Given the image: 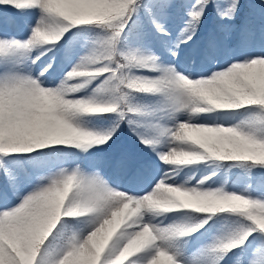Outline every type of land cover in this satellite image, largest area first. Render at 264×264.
Returning a JSON list of instances; mask_svg holds the SVG:
<instances>
[{
	"label": "snow or ice",
	"instance_id": "obj_1",
	"mask_svg": "<svg viewBox=\"0 0 264 264\" xmlns=\"http://www.w3.org/2000/svg\"><path fill=\"white\" fill-rule=\"evenodd\" d=\"M0 264H264V0H0Z\"/></svg>",
	"mask_w": 264,
	"mask_h": 264
}]
</instances>
